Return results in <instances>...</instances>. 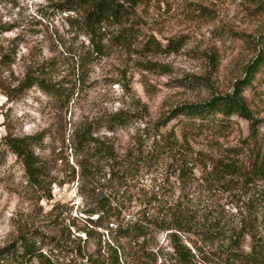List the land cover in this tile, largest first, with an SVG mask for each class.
<instances>
[{"label": "rangeland", "instance_id": "1", "mask_svg": "<svg viewBox=\"0 0 264 264\" xmlns=\"http://www.w3.org/2000/svg\"><path fill=\"white\" fill-rule=\"evenodd\" d=\"M60 2L0 0V247L21 235L35 236L32 242L44 258L34 259L32 264H90L89 257H101L114 242L102 229H92L85 222L92 199L110 185V167L99 164L97 184L81 180L76 164L81 156L71 145L73 131L88 124L98 127V136L108 138L119 154L141 140L148 149L154 141L164 145L160 136L175 133L179 142L188 144L197 164L209 166L211 161L235 159L246 165L252 152L264 153V70L244 92L258 119L255 138L248 123L236 116L230 118L227 128L211 122L208 127H196L175 120L160 129L157 124L168 108L210 95L212 90L200 81L211 74L204 55L212 50L219 56L217 70L211 75L212 88L223 94L233 90V82L242 78L243 66L256 53L229 34L254 36L256 49L264 52V15L252 0H144L136 8L138 30L131 48L97 54L86 53L88 40L79 32L78 13L60 10ZM150 36L162 45L178 41L180 49L142 56L139 49ZM147 61L155 64L154 70L144 69ZM27 71L63 88L67 95L63 106L37 87L20 92L17 87ZM118 112L124 113L126 125L110 133L108 122ZM37 133L44 137L34 152L48 181L33 187L1 140L5 135ZM165 164L160 159L154 165L141 166L133 182L128 180L135 186L134 193L156 189L165 180ZM261 185L264 188V180ZM239 194L237 189L228 193L196 190L205 208L226 215L238 214ZM130 207L133 211L140 206L134 200ZM87 230L90 235L86 236ZM259 231L264 237V220ZM186 238L181 236L190 247ZM121 243L125 264H172L167 233L145 242ZM218 245L198 242L195 259H203L204 264H227Z\"/></svg>", "mask_w": 264, "mask_h": 264}, {"label": "trees", "instance_id": "2", "mask_svg": "<svg viewBox=\"0 0 264 264\" xmlns=\"http://www.w3.org/2000/svg\"><path fill=\"white\" fill-rule=\"evenodd\" d=\"M144 0H62L59 9L75 11L79 15L78 29L88 40L86 53L103 54L108 49L131 48L132 39L136 37V8ZM259 14L264 15V0H252ZM229 36L241 40L256 53L245 66L242 78L233 82V90L217 93L212 88V72L216 71L218 53L212 50L204 55L209 73L201 78L200 84L212 90L210 95L200 101L187 102L167 109L163 121L157 129L169 121L182 122L184 126L208 127L217 123L227 128L232 116L244 119L250 129L251 137L257 134L258 119L248 106L244 92L253 84L257 75L264 70V52L257 50L252 35L230 33ZM262 36V35H260ZM90 49V50H89ZM180 49L178 41L169 40L165 45L150 36L139 51L142 56H157ZM257 50V51H256ZM144 69L154 70L153 62L147 61ZM37 87L41 92L54 98L63 106L66 93L63 88L45 77H35L27 71L17 89ZM124 113H115L108 122L107 131L115 133L125 127ZM99 128L92 125L74 130L71 140L74 152L81 156L76 164L80 179L99 183V164L110 167L106 191L94 197L86 210L87 225L92 229H102L114 242L108 244L107 252L95 259L89 257L90 264H125L123 262L122 243L147 241L159 233H167L171 240L172 264H204L197 261L195 252L199 253L198 242L215 243L221 253V259L227 264H264V237L260 225L264 220V153L252 152L246 165L235 159L229 161H211L210 165L195 163L188 144L179 142L175 133L161 137L164 145L154 141L149 149L147 144L137 141L127 148L124 154L116 152L114 145L105 137L102 140ZM44 133L15 137L5 135L1 145L7 149L22 166L26 181L33 187H39L48 181L34 149L40 146ZM165 161V180L156 189L148 193H134V175L141 166L154 165L159 160ZM197 169L202 177H197ZM49 183H51L49 181ZM133 187V188H132ZM221 190L230 192L239 190L238 214L226 215L224 212L205 208L196 190ZM136 200L137 210L131 211L130 204ZM130 209V212L128 211ZM127 214H124L127 212ZM90 235L89 230L84 232ZM181 236H186L190 247L183 244ZM19 236L17 239L0 247V264H32L34 259L42 261V254L36 248L35 239ZM99 244V243H98ZM100 245V244H99ZM101 247V246H99ZM193 251V252H192Z\"/></svg>", "mask_w": 264, "mask_h": 264}]
</instances>
